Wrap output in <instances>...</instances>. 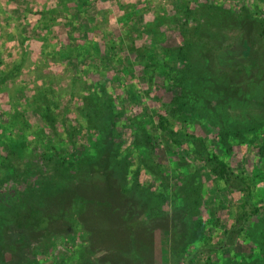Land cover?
<instances>
[{
	"label": "rangeland",
	"instance_id": "rangeland-1",
	"mask_svg": "<svg viewBox=\"0 0 264 264\" xmlns=\"http://www.w3.org/2000/svg\"><path fill=\"white\" fill-rule=\"evenodd\" d=\"M3 128L0 264H264V0H0Z\"/></svg>",
	"mask_w": 264,
	"mask_h": 264
},
{
	"label": "trees",
	"instance_id": "trees-1",
	"mask_svg": "<svg viewBox=\"0 0 264 264\" xmlns=\"http://www.w3.org/2000/svg\"><path fill=\"white\" fill-rule=\"evenodd\" d=\"M77 4L78 3H74V5H73L74 8L77 6ZM147 51H149V50H147ZM170 59H173V54L171 55ZM44 109H45V111L42 114L46 115L48 107L45 106ZM1 112H2V116L5 117L7 120L10 118V120L12 121V119L15 118V120H17V121H20V122L22 121V116L20 114H18V113L17 114H12L9 111L6 112L5 110H2ZM45 119H46V117H45ZM158 123H159L161 128H166L168 126L167 119L163 115H159L158 116ZM6 131H7V129H5V128L0 130V145L2 144L4 148L9 149L10 152L13 153V156H12L11 159L8 160V164L11 165V167H10L11 170L9 171L10 175H7V176L5 175V178L14 177L15 174H19L20 171H19V168L17 167V165L19 164V162L21 160H23L24 158H28L31 155V153H30V151L28 149V146H27L28 144H27L26 141H24L22 139H18L16 141L15 140H11V138H8V136H7L8 133L6 134ZM173 141H175L174 138H173ZM50 145H51V143H50ZM52 147H54V146H52ZM52 147L48 146V152H45V153L41 154L40 157H43L45 160H52L53 159V153H54V151L51 150ZM200 148H201V150H200L201 151L200 152L201 160L204 163H206L210 167V169H212L216 173L218 179H220L221 181L227 183L228 179H229V172H228L227 162L225 160H223V159H220V158L212 159L210 157V155L207 152L204 151L206 149H205V146H204L202 141L200 142ZM54 156H55V154H54ZM55 157L56 158H54V159H56L57 162L59 161L60 164H63V161H62V159H60L61 157L58 154H56ZM10 160H12V161L10 162ZM85 161L86 160H84V161L82 160L81 164L84 163ZM54 164H57V163H54ZM57 165H55V166H57ZM69 166H71V165H68V164L66 165L65 164V166H64V169L65 170L67 169V172H69V170H70ZM59 172L61 173L60 170H59ZM61 177H63L64 179L65 178L67 179L69 176L66 174L65 176H61ZM248 194H249V188H248V186H246L245 192H244V197H246ZM244 202L247 203L248 200L245 198ZM254 211H255V208H252V209H250V211H247V213L244 212L243 214H241L239 216V220H242L243 218L246 219L247 215L252 214ZM33 263L34 262H32L30 264H33ZM34 264H37V263L35 262Z\"/></svg>",
	"mask_w": 264,
	"mask_h": 264
}]
</instances>
